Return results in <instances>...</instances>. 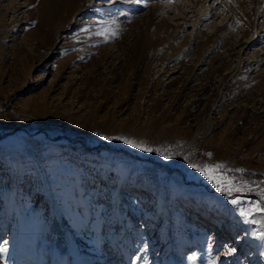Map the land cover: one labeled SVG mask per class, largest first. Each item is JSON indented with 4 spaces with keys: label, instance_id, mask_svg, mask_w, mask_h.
I'll use <instances>...</instances> for the list:
<instances>
[{
    "label": "rangeland",
    "instance_id": "obj_1",
    "mask_svg": "<svg viewBox=\"0 0 264 264\" xmlns=\"http://www.w3.org/2000/svg\"><path fill=\"white\" fill-rule=\"evenodd\" d=\"M0 103V264H264V0H0Z\"/></svg>",
    "mask_w": 264,
    "mask_h": 264
},
{
    "label": "snow or ice",
    "instance_id": "obj_2",
    "mask_svg": "<svg viewBox=\"0 0 264 264\" xmlns=\"http://www.w3.org/2000/svg\"><path fill=\"white\" fill-rule=\"evenodd\" d=\"M105 139H108V138L105 137ZM124 143L129 144L133 148L137 147V144L130 140H125ZM142 150L146 152L153 151L150 148H142ZM221 167H222L221 165H214L211 167L203 166L201 168H198L197 171H199L201 175H203L208 180V182L213 185L216 192L222 193L226 196H232L233 193H240L242 191L241 188L234 186L227 179L221 178L216 175V172ZM229 203H231L232 205H237L239 204V201L237 199H231ZM255 209L257 212H264V208H261L259 205H256ZM250 214H251V209H244L239 212V215L241 218H247Z\"/></svg>",
    "mask_w": 264,
    "mask_h": 264
},
{
    "label": "built area",
    "instance_id": "obj_3",
    "mask_svg": "<svg viewBox=\"0 0 264 264\" xmlns=\"http://www.w3.org/2000/svg\"><path fill=\"white\" fill-rule=\"evenodd\" d=\"M5 116V112H4V105L2 103H0V127H1V121L3 119V117Z\"/></svg>",
    "mask_w": 264,
    "mask_h": 264
}]
</instances>
